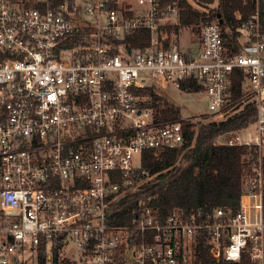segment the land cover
<instances>
[{
  "label": "built area",
  "instance_id": "obj_1",
  "mask_svg": "<svg viewBox=\"0 0 264 264\" xmlns=\"http://www.w3.org/2000/svg\"><path fill=\"white\" fill-rule=\"evenodd\" d=\"M52 1L0 0V264H21L25 251L36 264H197L202 238L223 264H264V0H252L235 42L217 17L185 50L163 28L176 2ZM84 26L88 43L66 46ZM137 29L150 30L148 45L112 52L107 39ZM236 70L258 107L253 139L223 142L253 150L238 210L175 208L161 219L144 206L118 222L142 152L185 139L181 121L140 107L139 89L196 83L210 113L225 115Z\"/></svg>",
  "mask_w": 264,
  "mask_h": 264
},
{
  "label": "trees",
  "instance_id": "obj_2",
  "mask_svg": "<svg viewBox=\"0 0 264 264\" xmlns=\"http://www.w3.org/2000/svg\"><path fill=\"white\" fill-rule=\"evenodd\" d=\"M63 1L53 0L52 5L56 6ZM162 2H176L180 7L176 21L163 25L171 34V38L178 35L183 27L192 26L201 31L205 24L220 15L223 24L232 32L234 42L241 34L239 29L244 27L248 15L255 7L252 0H194L201 8L196 7L190 0ZM110 7H116V3L111 2ZM237 12L242 15L240 19L237 18ZM89 31V26L78 28L66 46L88 43ZM106 42L112 46L113 53H116L123 43L131 47H143L150 42V30L137 29L126 34L122 40L107 39ZM242 79L243 73L239 70L234 71L232 97L238 102L230 105L234 106V111L224 119L205 122L198 129L194 122L181 118L179 106L156 91V88L164 90L158 83L152 81L150 86L139 89L140 94L149 95L140 102V107L153 108L159 120L181 121L185 139L179 148L151 149L142 152L135 171L134 183L123 193L115 208L114 213L118 222L128 221L133 210L138 211L144 206L157 209L161 219H165L175 208L222 207L231 214L238 210L240 197L250 173L248 156L253 150L248 146L218 143L217 140L241 132L257 121L256 101L242 98ZM189 83L185 81L182 89L191 90L190 87L196 91L200 89L196 83ZM43 253L41 250L40 256ZM197 264H223L212 256L204 238L198 244Z\"/></svg>",
  "mask_w": 264,
  "mask_h": 264
},
{
  "label": "rangeland",
  "instance_id": "obj_3",
  "mask_svg": "<svg viewBox=\"0 0 264 264\" xmlns=\"http://www.w3.org/2000/svg\"><path fill=\"white\" fill-rule=\"evenodd\" d=\"M134 0H120V5L124 8L129 4H132ZM196 7H199L194 0H190ZM201 8V7H199ZM79 12L85 17L86 14L83 13V7L80 5ZM177 17H172L165 19L164 23H173L175 22ZM165 27V26H164ZM163 27V28H164ZM200 32L196 29H194L192 26L183 27L180 29L177 36H174L177 38V40L180 42V45L183 50L187 49L190 46H195L200 37ZM152 83L147 82L144 86H150ZM163 88V87H162ZM164 90H161L159 88H156V91L163 95L165 98H168L170 101L175 103L177 106L180 107L181 110V118L184 120H190L195 123V127L198 129L202 124L205 122H208L210 120H221L224 119L227 115L231 114L234 109V106H228L225 108L226 114L221 115L220 113L212 114L210 113L209 107H208V100L204 96L202 92L199 90L196 91L195 89L191 88V90H179L174 88L173 86H170L168 88H163ZM143 97L146 99L148 98V94H142ZM262 95L264 98V88L262 89ZM242 98L252 100L254 97L253 95H245L242 94ZM242 99V100H243ZM247 101V100H246ZM236 102V101H235ZM236 102L235 104H237ZM231 107V108H230ZM262 111H264V99L262 101ZM155 113V111H154ZM242 136L245 138L253 139L255 134V124L251 125L249 128L241 131ZM230 135L223 136L217 140L218 143H223L224 140L229 137ZM70 251L73 252L74 248L73 246H70ZM20 263L21 264H36V259L30 258V252L25 251L20 254ZM39 264H43L42 262H39Z\"/></svg>",
  "mask_w": 264,
  "mask_h": 264
},
{
  "label": "crops",
  "instance_id": "obj_4",
  "mask_svg": "<svg viewBox=\"0 0 264 264\" xmlns=\"http://www.w3.org/2000/svg\"><path fill=\"white\" fill-rule=\"evenodd\" d=\"M119 2H120V0H119ZM134 2V1H133ZM133 4V3H132ZM163 25H164V23H163ZM165 29V28H164ZM167 32H168V30L167 29H165ZM173 34V33H172ZM171 35V34H170ZM174 36L175 35H173V38H174ZM177 36V35H176ZM194 46V45H193Z\"/></svg>",
  "mask_w": 264,
  "mask_h": 264
},
{
  "label": "water",
  "instance_id": "obj_5",
  "mask_svg": "<svg viewBox=\"0 0 264 264\" xmlns=\"http://www.w3.org/2000/svg\"><path fill=\"white\" fill-rule=\"evenodd\" d=\"M218 19H219V20H222V18H221V16H220V15H218Z\"/></svg>",
  "mask_w": 264,
  "mask_h": 264
}]
</instances>
